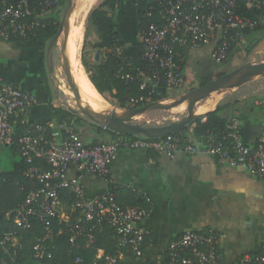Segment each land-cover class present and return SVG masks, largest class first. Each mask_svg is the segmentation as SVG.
<instances>
[{
	"label": "built area",
	"instance_id": "obj_1",
	"mask_svg": "<svg viewBox=\"0 0 264 264\" xmlns=\"http://www.w3.org/2000/svg\"><path fill=\"white\" fill-rule=\"evenodd\" d=\"M0 4V39L24 41L45 29L44 21L57 0H0ZM145 19L148 22L139 36L143 67L135 70L140 89L147 92V97L138 100L141 106L160 102L156 100L162 97L161 90H180L184 86L179 48L213 45V61L221 64L233 47L246 42L247 33L264 31V0H150ZM116 52L119 54L118 48ZM116 77L133 79L130 74L117 73ZM33 104L31 94L14 84L0 83V147L17 151L29 184L22 202L8 215L19 228L38 225L43 229L44 235L34 245L39 259L51 258L46 245L52 242L55 227L59 228L56 235L62 232L61 226L72 246L81 237L89 246L96 232L106 227L113 230L117 254L106 255L98 250L92 264H118L124 250L136 261L141 258L150 235L148 229L139 226L148 216L147 209L121 207L112 191L88 198L82 187L87 177L111 183L110 168L120 150L152 151L169 159L180 154H205L241 168L251 177L264 179V132L255 146H248L240 138L235 118L220 141L208 139L195 144L180 143L172 134L160 139L121 135L113 142L91 145L82 140L75 118L62 117L49 124L30 120L28 111ZM69 171L74 173L70 180L66 178ZM64 190L74 200L70 209L61 201ZM220 245L221 236L214 232L186 231L168 247L170 264H220ZM75 262L81 264L82 260L77 257ZM239 264H264V252L244 255Z\"/></svg>",
	"mask_w": 264,
	"mask_h": 264
},
{
	"label": "crops",
	"instance_id": "obj_2",
	"mask_svg": "<svg viewBox=\"0 0 264 264\" xmlns=\"http://www.w3.org/2000/svg\"><path fill=\"white\" fill-rule=\"evenodd\" d=\"M96 2L86 1L87 7L91 4L89 10ZM111 5L114 11L110 14L120 44L119 54L132 69L137 70L141 59L138 22L145 17L149 0H117ZM59 11L55 7L47 19H56ZM42 43L45 42L36 41L33 36L22 42L0 39V82L14 84L31 94L35 104L28 111L29 119L49 124L69 117L71 112L59 103L49 84ZM96 44L98 42L93 46ZM213 47L178 49L180 64H184L182 74L185 82L182 88L209 78L218 69L221 64L213 61ZM96 52H99V57L101 54L99 50H92L95 62L99 59L95 60ZM38 71L46 74L48 90ZM176 91L179 90H161L162 97L156 101L162 102L167 93ZM98 96L104 107H109ZM232 103L234 111L228 114L237 120L240 138L248 146H255L264 132V97L250 101L243 97ZM228 104L231 102L225 105ZM77 130L82 140L91 145L105 143L106 138H116L97 133L92 134L90 140H84L82 129L77 126ZM183 137L186 142L200 144L191 131ZM109 173L111 183L87 177L82 181V187L88 198L112 191L121 207H129L137 199L142 200L148 216L139 226L148 229L150 235L140 264H170L168 247L186 231L197 234L211 231L220 235V264H239L244 255L254 256L264 252V179L251 177L245 170L205 154H180L169 159L145 150H120ZM73 177L72 171L66 174L68 180ZM100 253L105 254V251L100 250ZM120 262L134 264L127 256L121 257Z\"/></svg>",
	"mask_w": 264,
	"mask_h": 264
},
{
	"label": "trees",
	"instance_id": "obj_3",
	"mask_svg": "<svg viewBox=\"0 0 264 264\" xmlns=\"http://www.w3.org/2000/svg\"><path fill=\"white\" fill-rule=\"evenodd\" d=\"M65 2L66 0H57V6ZM116 2L117 0H109V3ZM241 13L245 14L244 12ZM250 15L252 16L253 14ZM57 18H46L44 21L47 23L45 29L37 31L33 39L45 43L51 40L57 33L59 27ZM88 21L95 29L98 36V44L94 45L92 50H99L101 54L98 61L95 62L93 53L89 51L85 52L83 48L82 63L86 68H90L93 71V74L89 78L96 92L107 104H112L114 101L121 109L128 108L129 104L133 105V107H140L142 104L138 100L140 97H147V92L140 89L139 82L135 76L136 71L116 52L120 44L117 40V28L114 25L113 16L107 11L102 10L101 5L98 9L93 10L89 14ZM147 22L145 17L139 20L138 28L140 32L145 28ZM249 35H251L250 32L246 34L247 37ZM30 38H32V36L28 39ZM22 41L23 40L18 39L11 40V42ZM45 43L41 44L42 49H44ZM183 49L188 50L189 48L185 47ZM232 51L233 50L230 52ZM139 63V67H143L141 59ZM180 67L182 70L184 64L181 63ZM38 73L41 75L43 82L46 84V89L48 90L46 74L44 71H38ZM117 73L123 75L130 74L133 76V79L121 80L116 77ZM221 75L223 74H218L217 77ZM211 80V78H202L200 80V85H204ZM233 106L234 103L221 105L218 109L207 112L201 119L195 120L193 123L172 135L176 137L180 143L186 142L183 135L188 131H191L193 138L200 143H206L208 139L220 141L228 133L227 126L232 120L228 113L234 111ZM68 116L75 118V115L71 113H69ZM97 133L100 135L106 133L113 137L121 136L109 131H104L101 127H98ZM130 138L133 139L135 137ZM1 148L9 149L14 155L18 156L17 151L11 147H0V156ZM1 166L2 163L0 158V264H76L75 258L77 257L81 258V264H92L98 250H104L105 254L108 255L117 254V237L110 228L106 227L102 231L96 232L95 241L89 246L86 245L87 240L84 237L79 238L75 246H72L69 242V234L66 229L61 226L62 232L56 235L59 228L55 227L53 240L46 245L49 247L48 251L52 255L51 258H36L34 254V245L37 238L44 235L43 229L38 225H33V227L29 229L19 228L14 225L12 216L8 215L9 211L15 209L16 206L22 202L28 191L29 184L27 179L23 176L26 167L20 159L13 164L12 169L9 171H2ZM61 201L67 209H70L74 202L72 195L66 190L61 194ZM132 206L144 207L142 200L140 201L139 199H137ZM7 234H9L11 239H18V245L16 247H11L10 241L12 240L10 238L6 239ZM2 241L7 243L1 245ZM146 243L147 241L145 242L144 248ZM124 256L130 257L134 264H140V259L136 261L134 257L125 250ZM118 264L122 263L119 262Z\"/></svg>",
	"mask_w": 264,
	"mask_h": 264
},
{
	"label": "rangeland",
	"instance_id": "obj_4",
	"mask_svg": "<svg viewBox=\"0 0 264 264\" xmlns=\"http://www.w3.org/2000/svg\"><path fill=\"white\" fill-rule=\"evenodd\" d=\"M77 0V4H78ZM75 2V0H74ZM77 4H74V11L76 10ZM64 4H58L59 12L57 15V20L61 21L64 9ZM102 5V10L107 12L114 11L113 6L111 3H109V0H97V2L93 5V7L89 10V7L91 4L87 7V4L85 3L83 12L81 16L79 17L76 24H74L72 27H70V33L72 36L71 41V48L69 50V57H70V63H71V74L75 73L76 76H80L87 80L91 86L94 88L92 83L90 82V76L93 74V71L90 68H86L82 63V51L83 48L85 49V52L89 51L92 52L93 44L98 42V36L95 32V29L91 26V24L88 21L89 14L95 10L98 9ZM88 8V9H87ZM50 41V40H49ZM49 41L45 43V59L47 55V46L49 44ZM233 51L229 53V55L224 59V61L221 63L220 66H217L218 69L214 71L209 78L212 80L216 79L218 74H227L230 73L246 64H262L264 63V31L255 32L252 35L248 36L246 38V42L242 45H236L232 49ZM67 54H65V49L59 43L57 42V45L54 47L53 51L51 52L50 61L53 64V73L55 76V80L59 82V85L65 89L66 91H70L67 83L66 78V71L67 67L65 65ZM47 62V60H46ZM47 70V69H46ZM47 73V71H45ZM73 72V73H72ZM245 73L241 74L244 75ZM49 79V78H48ZM74 83V80H73ZM49 84L52 88V90L55 87V84L52 81L49 80ZM75 86V84H74ZM200 86V82H195L193 85L188 86V88H182L179 91L176 92H170L167 93L165 100L162 102L165 104H170L174 100H177L182 95L187 93L188 91L197 88ZM95 89V88H94ZM221 91V95L219 100L214 104V106L218 105H224L229 102H235L237 99H241L244 97L245 100H256L258 98L264 97V77L259 78L253 81H250L243 86L236 88V89H218ZM59 103L68 109H72L74 111L80 112L83 108L81 104L74 101L70 96L63 94L61 91L58 93ZM85 100V99H83ZM210 100H213V95L208 98L206 101H202L198 103L195 107V109L199 107L207 106L210 103ZM87 101V100H85ZM88 102V101H87ZM90 103V102H88ZM93 105L92 103H90ZM110 104V103H109ZM111 105V106H110ZM109 107H104L102 109H110L112 108H118L122 111L128 110V108L121 109L117 106L116 102L113 101L112 104H110ZM94 106V105H93ZM213 106V107H214ZM96 107V106H95ZM187 105L184 103L180 105L179 107H176L170 111H163V110H154L150 111L144 115H140L136 122L138 124H142L144 126H151V127H157V126H163L170 124L172 122L178 121L182 119L187 114ZM213 107H209L206 112L213 109ZM204 112V113H206ZM75 120L77 123V126L79 129H82V136L83 139L90 140L92 137V134H97L99 125L91 122L89 119H87L82 114L78 113L75 115ZM100 135V134H98ZM91 137V138H90ZM106 138V142L114 141ZM1 170L2 171H9L12 169L13 164L20 159L19 156L14 155L13 152L9 149L1 148ZM4 242H1V245H4ZM11 247H16L18 245V239L15 238L14 240L10 241ZM7 264V263H4Z\"/></svg>",
	"mask_w": 264,
	"mask_h": 264
},
{
	"label": "water",
	"instance_id": "obj_5",
	"mask_svg": "<svg viewBox=\"0 0 264 264\" xmlns=\"http://www.w3.org/2000/svg\"><path fill=\"white\" fill-rule=\"evenodd\" d=\"M65 3L66 5H65L64 13L59 23L57 33L49 41L46 50L48 78L50 81L53 80L55 84L54 87L55 95H58L59 91H61L63 94H66L68 96L70 93L72 94V99L77 103L81 104V106L83 107L80 112L74 111L72 109H68L72 114L75 115L78 113L82 114L91 122L99 125L104 131H109L118 135H124L128 137H144L146 139L163 138L167 135H171L176 132H179L184 127L193 123L195 120L201 119L202 116H204L207 112L203 114H196L195 113L196 105L202 101H206L218 89H236L250 81L264 77V63L258 65L246 64L230 73L223 74L204 85H200L199 87L188 91L187 93L182 95L177 100H174L170 104H165L162 102H152L144 106L128 109L125 111H122L118 108H112V110L109 112H96L89 105H86L84 103L80 90L74 86L73 77L71 75V69L69 67L66 71L67 83L70 89L69 92H67L59 85V82L55 80V76L53 73V64L50 61L51 52L53 51L54 47L57 45V42L61 36L62 31L70 23L71 20L72 0H66ZM98 57H99V52H96L95 60H97ZM243 73L245 74L241 75ZM184 103L187 105L186 107L187 114L178 121L157 127L144 126L136 122V119L140 115H144L150 111H154V110L170 111L176 107H179ZM220 106L221 105L214 106L212 110H216ZM118 111H121V114H117Z\"/></svg>",
	"mask_w": 264,
	"mask_h": 264
},
{
	"label": "bare ground",
	"instance_id": "obj_6",
	"mask_svg": "<svg viewBox=\"0 0 264 264\" xmlns=\"http://www.w3.org/2000/svg\"><path fill=\"white\" fill-rule=\"evenodd\" d=\"M86 1L87 0H79L78 4H77V0H75V2H74V0H72V14H71L70 23L64 28V30L62 31L61 36L58 40L59 43H61V45L64 47L65 54H67V56H65L66 57L65 65H66L67 69H68V67L71 69L70 57H69L68 53H69V50L71 48L72 36H71L69 28L77 23L79 17L81 16V14L83 12L84 5H85ZM74 4H77V6H76L75 12L73 13ZM71 75L73 77L75 87L80 90L82 99L87 100L88 102L92 103L94 106L91 105L90 103H88L87 101L83 100L86 105H89L96 112H109L112 110V107L110 109H102V108H104L103 101L100 99V97L98 96L95 89L91 86V84L87 80H85L84 78H82L80 76H76L75 73H73ZM67 92H69V91H67ZM220 95H221V91H219V90L215 91L213 94V100H210V103L207 106L199 107V108L195 109V113L196 114H203L204 112L207 111V109L209 107H213L214 104L217 102V100H219ZM69 96L72 98V94L69 93ZM117 114H121V111H118Z\"/></svg>",
	"mask_w": 264,
	"mask_h": 264
}]
</instances>
